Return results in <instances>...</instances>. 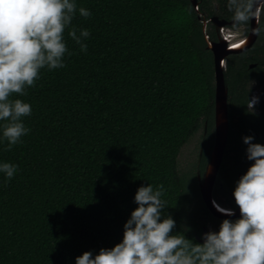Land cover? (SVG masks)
<instances>
[{
  "label": "trees",
  "instance_id": "16d2710c",
  "mask_svg": "<svg viewBox=\"0 0 264 264\" xmlns=\"http://www.w3.org/2000/svg\"><path fill=\"white\" fill-rule=\"evenodd\" d=\"M74 2L65 66L41 69L26 95L10 97L32 113L22 117L30 131L8 151L0 121V164L18 166L10 180L0 172V264H76L86 251L113 248L138 207L137 190L149 185H164L162 219L175 220L173 234L203 244L204 228L218 232L224 220L210 213L195 170H181L179 157L202 130V174L210 158L216 80L206 36L217 34L203 20L228 0H197V9L193 0ZM72 28L77 36L89 31L87 52L68 35ZM252 75L264 76V34L249 52L227 58L230 132L217 185L235 186L242 169Z\"/></svg>",
  "mask_w": 264,
  "mask_h": 264
},
{
  "label": "clouds",
  "instance_id": "9594fccd",
  "mask_svg": "<svg viewBox=\"0 0 264 264\" xmlns=\"http://www.w3.org/2000/svg\"><path fill=\"white\" fill-rule=\"evenodd\" d=\"M77 6L74 0H0V121L3 138L8 142L6 151L21 142L30 129L22 117L30 116L32 107L13 94L26 95L40 78L41 69L64 67L68 52L64 32L72 24ZM233 29L255 20L253 34L264 32L260 25L264 15V0H228ZM85 18L91 15L79 9ZM223 31V29H222ZM68 35L87 52L82 40L89 37L88 30L77 36L75 28ZM247 43L239 41L238 46ZM223 64V61H221ZM258 96L248 98L247 108L254 111ZM254 136H246L247 160L253 162L246 174L237 181L233 196L240 210L235 221L225 219L218 232L202 236L203 244L195 243L183 233L173 234L176 222L171 216L162 219L166 202L161 199L164 185L156 189L140 187L134 198L138 207L124 225L122 242L113 248H102L93 256L91 251L76 257V264H264V145L253 143ZM16 165L0 164V172L7 179L14 177ZM218 209L219 206L217 205ZM234 216L232 210L219 209Z\"/></svg>",
  "mask_w": 264,
  "mask_h": 264
},
{
  "label": "flooded vegetation",
  "instance_id": "af4514ba",
  "mask_svg": "<svg viewBox=\"0 0 264 264\" xmlns=\"http://www.w3.org/2000/svg\"><path fill=\"white\" fill-rule=\"evenodd\" d=\"M196 4L198 5L197 0H196ZM216 8H217V6H216ZM227 10H228V8H227V6L225 4L224 8L220 12L217 11V13L214 14L213 16H211L210 18L203 20L204 29L207 28L208 24H211L214 27V31L217 34V41H212L208 36H206L207 46H209V43H211V42L212 43L225 42V43H227L228 46L235 45L236 43L239 42L238 40L241 39L240 41H242V40H246L247 41L248 40V44L247 43L242 44L240 47H231L232 49H240V48L241 49L237 50L239 52L232 53V54H229V55L241 54V53H244V52H249L254 47V45L258 42L259 38L261 36H263L264 32H261V34L259 36H256L255 40L251 43L250 41H251V35H252L253 26H256V27L258 26L256 21L253 19L248 24L240 26L238 28L240 30V32L237 31V34H236V32L232 31L233 30V28H232V24H233L232 19L231 18L228 19V18H226L223 15V14H225L227 12ZM215 18L217 19V21L215 20ZM221 22H223L224 24H221ZM260 25L264 26V15H262V17H261ZM222 29H223V31H222ZM233 41H236V42H233ZM231 48L229 47V49H231ZM229 55L224 60V67H223L224 78H225V71L227 70V58L229 57ZM256 66H258V63H249L248 68L254 69ZM225 85H226V88H227V91H228V116H229V87L226 84V78H225ZM239 86H241V85H239ZM247 90L249 92V98L250 99H251L252 96H258L259 97V103L255 106L254 111L251 110V109H248V111L251 114H253L254 117L252 119V121H253L252 126H250L248 128L250 130V133L247 136H254L255 139H254L253 143H259L261 145H264V76H263V78L259 79V78L253 77V75H252L251 78L248 79ZM234 120H235L236 125H238L239 123H242V120L239 117L234 118ZM236 129H237V131H240L239 126L236 127ZM229 132H230V119H229L228 140H227V145H226L225 152H226L227 147H228ZM239 141H240V145H242L244 147V148L241 147V149H243V151L241 153L242 158H243L242 161H244V162L242 164L241 171H237L236 172L237 176H236V180H235V186H233V187H225V186H223L222 183H219L217 185L218 176H219V171H218L216 182H215V185H214L213 191H212V195H213L212 197H213V200L216 203V205H218L220 208H222L224 210H232L235 213L237 211H240V210H239L238 206L235 203L233 192L235 190L237 181L241 178L242 175L246 174L248 168L253 163V162L247 160L246 149H247L248 146L243 143V138L240 139ZM214 145H215V126H214V139H213V143H212V149H211V152H210V158H209V161H208V163H207V165L205 167V171L203 172V174L201 172L200 166H201L202 157H203V154H204V151H205V144H204V141H203V139L201 137V143H200V149H199V154H198V160H197V164H196V174H197V177H198L199 190H200V184L202 182H204V180H205V177H206V174H207V171H208L211 159H212V154H213V151H214ZM238 151L239 150H237L236 153ZM225 152H224V155H225ZM236 153L234 151H230V155L231 156H234ZM223 159H224V156H223ZM222 162H223V160H222ZM220 167H221V165H220ZM200 194H201V191H200ZM206 207H207V205H206ZM208 210H209V208H208ZM210 213H211V211H210ZM239 218L240 217H236V218H231V219H228V220L235 221L236 219H239ZM221 220H225V219H221ZM209 228L210 227H208V229L204 228V232H205V229L208 232L213 231L212 229H209Z\"/></svg>",
  "mask_w": 264,
  "mask_h": 264
},
{
  "label": "water",
  "instance_id": "95a60500",
  "mask_svg": "<svg viewBox=\"0 0 264 264\" xmlns=\"http://www.w3.org/2000/svg\"><path fill=\"white\" fill-rule=\"evenodd\" d=\"M194 6L197 9L196 0L193 1ZM217 21V19L215 18ZM221 24H224L221 22ZM256 26H253V29ZM256 35H251V43L255 40ZM250 43V44H251ZM214 54L215 62V82H216V97H215V145L214 151L212 154V159L205 177L204 182L200 184L201 196L211 211V213L220 219H231L240 217V211H237L234 216H228L220 213L215 205L213 200V187L216 182L218 171L223 160L224 152L228 140V131H229V116H228V91L225 85L224 78V60L225 58L232 53H237V50L229 49V46L225 42L219 43H209L208 46ZM223 61V64H221ZM208 233L205 229L204 234ZM202 242L203 239L201 240Z\"/></svg>",
  "mask_w": 264,
  "mask_h": 264
},
{
  "label": "rangeland",
  "instance_id": "374dc122",
  "mask_svg": "<svg viewBox=\"0 0 264 264\" xmlns=\"http://www.w3.org/2000/svg\"><path fill=\"white\" fill-rule=\"evenodd\" d=\"M232 31L236 32V34H237V31L240 32L239 29H233ZM233 42H236V41H233ZM201 135H202V130L198 132L188 142V144L182 149L181 156L179 157V165H180L181 170L187 171V170L194 169L196 172V164H197L198 154H199V149H200ZM209 229L214 230L212 226H210Z\"/></svg>",
  "mask_w": 264,
  "mask_h": 264
},
{
  "label": "bare ground",
  "instance_id": "6f19581e",
  "mask_svg": "<svg viewBox=\"0 0 264 264\" xmlns=\"http://www.w3.org/2000/svg\"><path fill=\"white\" fill-rule=\"evenodd\" d=\"M247 44H248V40H247ZM232 49V48H231ZM241 49V48H240ZM240 49H232V50H240ZM215 205H216V203H215ZM216 207H217V205H216ZM217 209H218V207H217ZM219 209H222V208H220L219 207ZM218 209V211L220 212V213H222L220 210ZM223 214V213H222Z\"/></svg>",
  "mask_w": 264,
  "mask_h": 264
},
{
  "label": "snow or ice",
  "instance_id": "6c2138e0",
  "mask_svg": "<svg viewBox=\"0 0 264 264\" xmlns=\"http://www.w3.org/2000/svg\"><path fill=\"white\" fill-rule=\"evenodd\" d=\"M234 47H238V46H234Z\"/></svg>",
  "mask_w": 264,
  "mask_h": 264
}]
</instances>
